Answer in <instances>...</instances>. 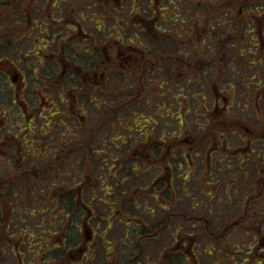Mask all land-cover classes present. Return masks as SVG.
<instances>
[{
    "label": "flooded vegetation",
    "instance_id": "flooded-vegetation-1",
    "mask_svg": "<svg viewBox=\"0 0 264 264\" xmlns=\"http://www.w3.org/2000/svg\"><path fill=\"white\" fill-rule=\"evenodd\" d=\"M88 1L93 2V0ZM98 1L101 2L103 0ZM114 1L122 2V7H125L119 13L126 16L127 22H119V28L124 29L126 27V29H129L127 25L131 24L138 30L136 36H139V34L145 35L147 38L145 45L132 44L133 40L125 41L122 36L115 38L110 32V34L107 33V36L110 37L103 36V34L101 35V28H96L98 34L94 33L92 29L88 32L79 22L77 13L73 14L76 15V23H71L74 26L62 25L64 30H70L79 39H73V35L67 38L59 37L61 31L59 29L55 30V25L58 26L64 16H58L56 12L57 3L66 2V0H45L44 2L33 0L27 8L25 0H0V13L4 12L9 16L0 21V31L2 33L6 32L10 36L9 41L3 47L4 49L7 45L9 47L12 46L13 51H16L17 42L22 39L32 40L31 35L36 30H38V34L46 35H42L44 38L39 36L32 40L34 49L38 44L45 42V45L38 47V51L32 50L30 54H27V52L18 50V54L21 56L18 61H14L5 55L0 57V114L2 115L0 119V234H2L0 237V253H6V247L4 246L8 245L13 256L17 258L16 264H82L85 258L89 259V255L92 257L93 249L91 245L96 242L97 237L101 240V246L106 249L104 255L107 256L108 264H116V257L114 256L118 252L112 251L110 249L111 246L109 247V244L112 243L111 240L107 242L105 239H107L106 237L111 231H115L117 228L122 230L120 241L132 239L129 245H124L126 249L122 251L120 264H135L137 261V264H141L139 259L144 255L145 260H147L153 249V247H149V244L145 243L147 239L157 238L171 224H173L171 225L173 229L169 234V241L164 242L157 251L158 263L169 264V259L175 256L176 258H183L182 262H187L186 264H188L189 259L198 264V253L194 250V247L190 245L187 250L183 251V249L186 248L193 237L197 241H201L203 240V235L187 234L185 232L187 229L184 226L181 224L177 225L175 221H171L173 217H183L189 223L194 222L188 228V230H193L195 227H200L202 219L198 215L188 216L181 209V198L177 196L178 187L173 183L174 178H171L175 161L173 160V163H171L173 158L170 157V147H165L166 142L169 143L168 140L157 139L159 145H163V147H155L151 166L157 168L158 173L152 179L153 185L147 190L146 179H142L141 175L148 170L143 172L139 170L142 167L144 158L137 154L134 158L139 160V164L131 163L126 165L128 158L123 159L120 154L116 153L121 150L119 143H123L127 147L126 151L128 153L134 151L136 149L135 145L138 143L147 145V141L145 139L141 141L138 139L129 141L127 139L119 142V137L116 134L124 129L132 131V127L128 125L130 118L126 102L131 99L139 100L141 96V94L136 95L134 92L130 93V90L127 89L132 88L131 80H129L130 76L135 75L137 77L138 75L140 84H142L145 78L146 66L150 64L153 69L163 62L162 59L152 61H147V59L154 56L153 49L161 47V42H170L167 35L169 37L179 36L182 30L189 33L190 29H195L197 32L201 31L196 42H199L198 47L202 51L203 37L208 33L206 31L209 26L204 25L206 27L202 29V11L193 10V7L198 9L201 0ZM145 1L148 3L145 6L148 10L139 8V2L143 3ZM211 1L217 3L219 0ZM165 2H168V4H163ZM120 8L118 6L108 7V9L116 11ZM173 8H176L174 9L177 11L176 15L173 13ZM106 11H108L107 8ZM146 13L148 14L146 15ZM214 13L218 14L216 11H211V14ZM238 15L240 16V24L246 26L248 21H250L249 17L244 18V14L241 11ZM66 18L68 20V17ZM251 19H253L251 22L257 25L256 30L262 34L264 32V13L258 16L252 15ZM172 31H176L178 34ZM66 34L69 35V32L66 31ZM209 34L211 35L212 32H209ZM160 36L163 37L159 39ZM62 39L67 44L62 46V49H59L61 53H58V46L59 43L62 44ZM177 40L179 41L180 39L177 38ZM53 44L56 45L54 46ZM213 45L215 44L213 43ZM77 47H84V53L77 52ZM208 49L213 51L215 47L210 45ZM74 51L75 53L73 54ZM81 57L85 61H81ZM28 58L35 59L34 63L38 65V68L33 65L28 71L23 69L20 63H23V61L26 63ZM86 59H89L88 63ZM116 62L121 64L119 72L124 74L125 78L122 81L117 77L115 78L117 83L113 84L106 67H110ZM6 63H8V67L1 68L2 64ZM100 64L105 66L103 70H97ZM72 66H80L86 69L87 76L93 79L94 82L91 83L94 85L92 86L93 89L87 95V97L89 96V103L93 105V110L102 111L101 115L104 117V123L108 121L103 128L110 124L108 127L109 131L111 130V133L115 134L107 136L106 133V137L83 145L73 144V147L71 145L73 140L68 142L62 140L58 145L57 143L55 145L57 149L55 156L52 153L53 143H48L49 148L46 146L41 149H30L31 145L33 146L37 140L36 131L42 135L43 124L40 120L42 113L49 111V107L53 106L52 103H54L46 95L47 93H50L51 96L53 95L52 91L47 88V84L55 81L57 88L61 83L59 91L62 92L64 97L65 88L68 87L69 83L63 84L65 80L67 82L66 78L70 80L68 76H71L65 72L69 71ZM73 69L75 70V68H72L70 70L71 73H74ZM40 71H44V74L40 75ZM28 72L31 73V79ZM98 79H100L99 82ZM106 82L118 87V89H107L111 91L106 94L108 103L117 106L112 111L111 106L107 107L104 105L107 102L101 105V100H97L96 97V94L106 92ZM124 85L129 86L124 88ZM82 91L84 90H79V93ZM29 92H31V100L26 98ZM61 102H65V97L64 101L62 100ZM28 108H31L32 112L30 117H28L27 123L25 122V127L22 128L16 121L25 118ZM228 108L231 107L227 105L226 109ZM17 109L20 112L23 111V113L20 114L19 111H16ZM84 109H86L84 105L79 107V111H81L80 117L82 118L78 119L79 124H82V120L88 118L89 111L86 113L83 111ZM254 110L258 121L264 122V118L261 115L259 116L256 107ZM56 111L58 114L60 113V109ZM8 112L11 113L8 114ZM52 114L54 115V113ZM69 115H75V111L69 112ZM247 115L254 119L249 113ZM43 118L48 119V114H45ZM36 119L41 121L37 126L33 125ZM180 131L182 132L181 129ZM141 134L142 138L151 137L150 131ZM160 137H165L164 132L161 133ZM223 141L227 143L226 138H223ZM182 143L183 148L180 153L184 161L180 158L177 159V161H181L179 169L183 167L187 156L192 164H195L194 156L200 157L199 145L191 144L186 146V139H182ZM28 144H30V147ZM68 146L70 155L66 158L64 155L68 153L66 152ZM174 150L175 148H173ZM188 151H191V153ZM243 151L248 153V155L257 154L252 147L250 151ZM211 153L206 152L203 156L207 163L211 161ZM240 153L241 151H238L235 155L239 156ZM258 156L259 154H257ZM260 156L262 155L260 154ZM42 158L48 159L42 160ZM108 161H111V163ZM49 162H51L49 165L55 162L50 174L45 172ZM63 165H67V170H72L78 165L83 166V169L82 171L78 168L74 169L78 172L77 176L75 172L67 175V173H63V171H66L62 169ZM42 168L45 170H42ZM258 170L260 174L262 172L261 168ZM245 173L247 174L248 172ZM182 179L185 181L186 177ZM140 184L144 186L139 187ZM134 189L135 191L138 190L136 194L142 191V195L147 190L145 195L154 198L155 204L162 209V215L156 217L154 224H149L145 218H139L140 215L135 213L136 210L140 211V203L132 196ZM27 193L34 196L35 200H38L35 208H28L25 203V210L33 209L28 214L32 219L38 217L39 225H36V230L33 231L29 230L28 226H25L24 230H19L22 233L18 237L17 244H13L12 235L9 233L13 224L10 208L15 210V204L18 202L12 196L16 197L19 195V198H22ZM185 195L186 191L183 194L186 198ZM150 214L155 218L157 216L156 208ZM208 226L207 224V230L209 229ZM209 230L212 231L211 229ZM213 232L216 231L213 230ZM30 234L37 237L33 238ZM208 234L211 238L214 237L212 233ZM223 236L222 234H217V237L214 238L221 240ZM170 238L172 239L170 240ZM258 238H260L258 240L259 243L264 242L262 240L264 239V234H259L255 237V239ZM197 241H195L196 244L198 243ZM172 242L176 245L172 246ZM21 246H25V252H21ZM31 246H33L32 252L30 251ZM145 247L147 251L144 250ZM171 249H175V251ZM26 253L31 257L29 261L25 260ZM207 253L211 254V252ZM166 257H168V262L164 260ZM262 262H264V259L259 264H262Z\"/></svg>",
    "mask_w": 264,
    "mask_h": 264
},
{
    "label": "rangeland",
    "instance_id": "rangeland-1",
    "mask_svg": "<svg viewBox=\"0 0 264 264\" xmlns=\"http://www.w3.org/2000/svg\"><path fill=\"white\" fill-rule=\"evenodd\" d=\"M31 1L33 0H25L26 8ZM41 1L44 2L45 0ZM225 1L221 0L216 6L222 10L216 11L219 22L216 25L217 20H215L213 29H207L206 32H212L214 36L209 40L205 37L203 38L202 51L198 47L199 42H196L201 31L197 32L195 29H190L189 33L182 30L179 36L169 37L167 35L170 42H161V47L153 49L154 56L149 58L148 54L149 59H147V61L162 59L163 62L153 69L150 64L146 66L145 78L142 84H140L138 75L137 77L135 75L130 76L129 80H131L132 88H127L129 85H124V88L130 90V93L134 92L136 95L141 94V96L139 100L131 99L126 102L127 105L125 104L130 118L128 125L132 127V131L124 129L117 132L116 135L119 137V142L127 139L129 141L145 139L147 145L138 143L135 145L136 149L134 151L127 153V147L123 143H119L121 150L116 153L120 154L123 159L128 158L126 165L131 163L139 164V160L134 158L137 154L144 158L142 167L139 170L140 172L148 170L141 175L142 179H146L145 183L146 187L148 186V190L153 185V177L158 173V169L151 166L155 147H163V145H159L157 139H167L169 143L166 142L165 147H170V157L175 161L171 178H174L173 183L178 187L177 196L181 198V209L188 216L198 215L202 219L200 227H195L193 230H188V228L194 222H190V224L183 217H173L171 219L177 225L181 224L184 226L187 229L185 231L187 234L203 235V240L201 241H197L193 237L183 251L187 250L190 245L193 246L198 253V264H219V261H222L227 254L231 257L236 256L235 261L238 264H259L264 259V242L259 243L258 240L260 238L255 239V237L259 234H264V122L258 121L254 109L256 107L259 116L261 115L264 118V69L259 66L254 67L250 63V59H255L254 55L250 54L251 51L248 50L251 49L253 51L255 48L254 34L251 30L246 27L245 31L241 33V37H244L246 44H244L243 40L238 41L241 38L236 41V39L230 37L232 33L237 32L238 25L235 24L236 20L234 22L232 19L233 16L228 11L230 9L226 8ZM163 4L167 5L168 2ZM57 5L56 12L58 16H64L58 26L55 25V30L59 29L61 31L59 37L67 38L73 35L70 30H64L62 24L71 26V23H76V15L73 14L77 13V16L81 17L78 16L79 22L88 32L92 29L94 33L98 34L96 28H101V35L103 34V36H107V33L110 32L115 38L122 36L125 41L133 40L132 44L145 45L147 43L145 35L139 34V36H136L138 30L131 24L127 25L129 29H126V27L124 29L119 28V22H127L126 16L119 13V11L125 9V7H122V2L114 0H103L101 2L98 0H93V2L88 0H66V2H58ZM147 5L146 1L143 3L139 2V8L148 10L145 7ZM117 6L122 8L117 9V11L108 9V7ZM106 8L108 11H106ZM174 9L176 8H173V13L176 15L177 11ZM7 17L9 16L6 13H0V21ZM66 17H68V20ZM66 31L69 32V35L66 34ZM172 32L178 34L176 31ZM42 35L38 34V30H36L31 35V38L35 40V37L46 36ZM72 37L73 39H79L76 35ZM162 37L160 36L159 39ZM216 37L224 39L226 43L217 41ZM9 38L10 36L6 32L2 33L0 31V57L5 55L14 61H18L21 58L18 54L20 50L30 54L32 50L38 51V47L45 45V42H43L34 49V43L31 39H22L17 42L16 51H13L12 46L9 47L7 45L4 49L3 47L9 41ZM177 38L180 40L178 41ZM216 41L217 43H215ZM61 43L58 46V53H61L59 49H62V46L67 44L63 39ZM213 43L216 45H213ZM53 45L55 46L56 44ZM210 45L211 47L214 46L215 50L209 51ZM84 49V47H77L76 50L82 54ZM89 59H86L87 63ZM34 61L35 59L28 58L26 63L23 61L20 66L28 71L30 67L32 68L35 65ZM81 61H85V59L81 57ZM5 67H8V63L2 64L1 68ZM35 68H38V65H35ZM72 68H75V70L73 69L74 73L70 72ZM104 68L105 66L100 64L97 70H103ZM106 68L113 84L117 83L115 78L119 77V80L122 81L125 78L124 74L119 72L121 68L119 62ZM70 70L65 72L71 75L68 76L70 80L66 78L67 82L65 80L63 84L69 83L68 87L65 88V102H61L62 100L64 101L62 92L59 91L61 83L57 88L55 81L47 84V88L52 91L53 95L51 96L50 93L46 95L54 103H52L53 106L49 107V111L42 113V118H40L43 124L42 135L36 131L37 140L31 147L28 144L30 149H41L46 146L49 148L48 143H53L52 153L55 156L57 153L55 145L56 143L58 145L62 140L66 142L73 140V143H71L73 147L75 144L83 145L106 137V133L107 136L115 134L111 133V130L109 131L108 127L110 124L103 128L108 121L104 123V117L101 115L102 111L93 110V105L89 103L90 100L87 95L92 91V86L94 85L91 83L94 81L87 76L86 69L80 66H72ZM39 74L43 75L44 71H40ZM28 75L31 79V73L28 72ZM107 89H118V87L106 82L105 91L107 93L96 94V97L97 100H101V105L107 102L104 105L107 107L111 106L112 111L116 105L108 103L106 94L111 91ZM79 90L84 91L79 93ZM30 94L31 92L26 95L28 100L32 99ZM6 99L8 100L7 97ZM81 105L86 108L83 111L86 113L89 111L90 114L88 113V118L82 120V124H79L78 119H82L80 117L81 111H79ZM227 105L231 108L226 109ZM59 109L60 113L58 114L56 110ZM16 111L19 110L17 109ZM72 111H75V115H69V112ZM11 112H8V114ZM31 112L32 109L28 108L25 118L16 121L22 128L25 127V122L27 123ZM19 113L22 114L23 111H19ZM247 113L253 116L254 119L250 118ZM45 114H48V119L43 118ZM1 116L0 114V119ZM40 120L36 119L33 125L37 126L38 123H41ZM53 123H55L54 126H52ZM149 127L151 128L148 129ZM148 131H150L151 137L142 138L141 133H148ZM162 132H164L165 137L161 138ZM223 138L227 139V143H224ZM182 139H186V146L191 144L199 145L200 157L194 156L195 164H192L187 156L183 167L179 169L181 161H177V159L180 158L184 161L180 153L183 148ZM251 147L259 154L258 157L257 154L248 155V153L243 151H250ZM173 148H175L174 151ZM238 151H241L239 156L235 155ZM66 152L68 153L64 156L67 158L70 155L69 146ZM188 152L191 153V151ZM206 152L209 154L213 152L209 163L203 157ZM44 159L48 158H42V160ZM259 160L263 162L261 163ZM108 162L111 163V161ZM50 163H48L45 171L49 174L55 162L52 165H49ZM80 163L82 164V162ZM148 163L150 164L148 165ZM75 168L82 171L83 166L78 165ZM259 168L262 170L260 174ZM62 169L66 170L63 173H67V175L70 173L74 174V172L76 176L78 174L74 169L67 170V165H63ZM42 170L45 169L42 168ZM245 172L248 173L246 174ZM183 177H186L185 181L182 179ZM141 186L144 185L140 184L139 187ZM183 186L185 189L182 188ZM137 191L134 189L132 196L140 203V211L136 210L135 213L140 215L139 218H145L149 224H154L156 217L162 215V209L155 204L154 198L145 195L146 191L143 195L142 191L136 194ZM185 191L186 198L183 196ZM12 197L18 203L15 204V210L10 208L13 224L9 233L12 235V243L17 244L18 237L22 233L19 230H24L25 226H28V229L33 231L36 230V225H39L38 217L32 219L28 214L33 209L25 210V203L28 208H35L38 200H35V197L29 193L23 195L22 198H19V195ZM154 208L157 210L155 218L150 214ZM114 223L116 225V221ZM207 224L212 231L206 229ZM171 225L165 229L167 233L162 232L155 239H147L145 243L149 244V247L151 246L153 249L147 260H145L144 255L139 259L141 264H161L158 263L157 251L164 242L169 241V234L173 229ZM213 230L216 232H213ZM121 232L122 230L117 228L115 231H111L106 237L107 239H105L107 242L111 240L110 249L118 252L115 256L113 255L116 257V264L121 263L122 251L126 249L124 245H129L132 241L131 238L120 241ZM208 233H212L214 237H217V234L224 236L221 240H217L214 237L211 238ZM30 236L33 238L37 237L32 234ZM262 240L264 241V239ZM195 241L198 243L196 244ZM173 242L171 245L175 246L176 244ZM4 247H6V253H0V264H16L17 258L13 256L11 249H9L8 245ZM24 247L21 246V252L26 251ZM32 247L30 248L31 252L33 251ZM91 248L93 249L92 257L89 255L91 261L85 258L82 264H108L107 256L104 255L106 249L101 246V240L98 237L96 242L91 245ZM144 250L147 251V248L145 247ZM171 250L175 251V249ZM207 252H211V254ZM30 258V255L26 253L25 260L29 261ZM164 260L168 262V257ZM183 260L181 257L176 258L175 263H185L182 262ZM188 264H195V262L189 259Z\"/></svg>",
    "mask_w": 264,
    "mask_h": 264
},
{
    "label": "trees",
    "instance_id": "trees-1",
    "mask_svg": "<svg viewBox=\"0 0 264 264\" xmlns=\"http://www.w3.org/2000/svg\"><path fill=\"white\" fill-rule=\"evenodd\" d=\"M221 0H219L217 3H215L214 1L211 0H201V3L198 7V9H195L193 7V10H197V11H202V29L203 27H208L209 29H213L214 27V23L215 20L216 21V25L219 22V18L218 16H216V13L211 14V11H222L220 10V8L216 7L218 5V3ZM222 3H224L222 1ZM225 6L227 9H230L228 11H230V14L233 16V20L235 22V24L238 25V30L236 33H232V35L230 37H232V39H236V41L238 39L239 42L241 40L244 41V44H246V40L244 39V37H241V33L245 31V28L247 27L249 30H251V32L254 34V50L252 51L251 49H248L250 52V54L254 55V58L256 59H250V63L254 65V67L259 66L262 67L264 69V32L262 34H260L256 29H257V25H255L253 22H251V17L252 15H259L262 13H264V0H228L225 1ZM243 13L244 14V18L249 17V20L246 26L241 25V21H240V16L238 15V13ZM242 17V18H243ZM201 21V22H202ZM206 25V26H204ZM235 25V26H237ZM211 29V30H212ZM256 30V31H255ZM214 36V33H212L211 35L209 34V32L206 34L205 38L206 39H210L211 37ZM204 38V37H203ZM216 40L219 42H223L226 43L224 39H218L216 37ZM217 41L215 43H217ZM216 45V44H215ZM228 45V44H227ZM226 45V46H227ZM257 57V58H256ZM171 163H173V159H171ZM69 211V210H67ZM66 212V210H65ZM70 212V211H69ZM243 245V244H242ZM234 255V254H233ZM236 256H229L228 254L225 256L224 259H222V261H219V264H228V263H234V264H238L235 260ZM160 260V259H159ZM176 257H172L169 259V264H177L175 263ZM228 260V261H227ZM138 262V261H137ZM137 262L135 264H137ZM183 264V263H181Z\"/></svg>",
    "mask_w": 264,
    "mask_h": 264
}]
</instances>
